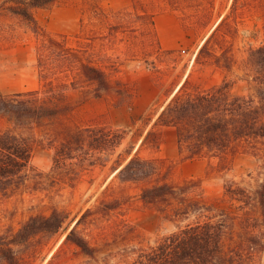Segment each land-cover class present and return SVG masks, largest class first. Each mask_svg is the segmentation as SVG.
<instances>
[{
	"label": "rangeland",
	"instance_id": "1",
	"mask_svg": "<svg viewBox=\"0 0 264 264\" xmlns=\"http://www.w3.org/2000/svg\"><path fill=\"white\" fill-rule=\"evenodd\" d=\"M15 1L0 0V90L4 93L39 87L36 51L43 37L9 10ZM231 3L232 0H56L32 9L39 33L55 35L54 47L61 55L64 47L95 42L94 61L119 84L96 97L92 83L76 80L67 87L66 98L74 105L72 110L55 120L46 118L40 126L18 129L33 135L30 168L23 183L0 194V238L11 237L30 215L49 214L53 208L67 213L57 231L40 232L22 243L11 244L22 264H137L142 249L203 218V212L195 211L169 219L164 212L144 204L140 191L145 182L122 181L113 169L130 146L131 154L161 159L166 172L161 177L173 184L201 178L203 200L213 206L215 213H224L229 219L225 248L244 241L246 233L240 221L247 215L256 217L258 212L252 202L243 212L241 202L225 197L223 183L232 179L254 191L264 175V157L239 152L230 167L221 171L216 169L215 160L209 167L204 157L181 159L174 128L154 125L163 106L186 78L201 87L226 79L233 94L254 92L247 58L249 49L259 45L264 36L260 0H239L237 13L231 17L236 32L227 36L226 45L233 57L229 69L210 58L195 61L197 49L220 17L229 12ZM214 45L211 43L210 48L218 49ZM58 64L59 80L74 77L73 71L60 70L65 63ZM65 72L67 77L62 75ZM7 125L0 118V129ZM62 125L125 127L128 132L101 164H87L83 160L85 153L80 152L67 164L56 166L54 149L35 141V136L44 139L51 128ZM149 129L152 133L144 139ZM111 199L119 201L117 207L104 211L103 203ZM87 209L90 213L76 224ZM75 224L77 231L97 247L93 257L64 240ZM255 225L263 237V247L253 254L252 264H263L264 225ZM0 264H6L1 254Z\"/></svg>",
	"mask_w": 264,
	"mask_h": 264
},
{
	"label": "trees",
	"instance_id": "2",
	"mask_svg": "<svg viewBox=\"0 0 264 264\" xmlns=\"http://www.w3.org/2000/svg\"><path fill=\"white\" fill-rule=\"evenodd\" d=\"M55 1L17 0L8 6L43 38L36 51L39 87L8 93L0 90V118L8 123L0 129V194L23 183L30 168L33 135L23 134L19 128L40 126L44 119L55 120L72 110L74 105L66 98L67 87L76 80L92 83L96 97L119 84L118 81L113 82L107 71L94 61L95 42L64 47L61 55L60 50L54 47L57 43L55 35L45 31L39 33L41 29L32 9ZM260 2L263 4L261 19L264 27V0ZM238 5L239 0H232L229 12L214 24L195 53L196 62L210 58L216 65L226 69L231 67L233 57L226 42L227 36L231 37L236 32L231 17L237 13ZM213 42L218 49L210 48ZM60 61L65 63L60 70L73 71L74 77L70 80L58 79L56 68ZM247 63L252 70L250 78L255 84L253 93L233 94L226 79L219 84L201 87L191 84L186 78L163 106L154 125L174 128L176 149L181 159L204 157L209 167L215 160L216 169L223 171L230 167L236 153L248 152L264 157V36L259 45L249 49ZM62 75L67 77L68 74ZM117 90L123 93V89ZM127 132L125 127L62 125L51 128L44 139L35 136V141L54 149L53 163L56 166L67 164L68 159L80 156V152L85 153L83 160L91 165L107 161L108 154L121 144ZM150 133L149 129L144 139ZM132 149L130 146L125 150L124 157L117 160L113 169L122 181L145 182L140 191L144 204L164 212L169 219L173 216L180 218L190 212H203L202 219L187 223L164 235L155 245L142 249L137 264H252L253 254L263 247V237L258 233L255 222L264 225V175L252 192L232 179L224 181L225 197L241 202L243 212L248 211L247 205L252 202L258 212L256 217L247 215L240 221L246 233L244 241L226 249L224 236L230 228L229 219L224 213H215L213 206L203 200L205 194L201 178H188L173 184L161 177L166 173L161 159L141 157L137 152L131 154ZM118 203L117 199H111L103 203L102 209H114ZM89 213V209L85 210L76 224ZM66 219L67 213L57 208L49 214L30 215L11 237L0 238L1 257L6 264H22L11 244L22 243L40 232H55ZM76 224L64 240L93 257L97 247L77 231Z\"/></svg>",
	"mask_w": 264,
	"mask_h": 264
}]
</instances>
